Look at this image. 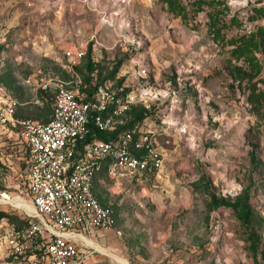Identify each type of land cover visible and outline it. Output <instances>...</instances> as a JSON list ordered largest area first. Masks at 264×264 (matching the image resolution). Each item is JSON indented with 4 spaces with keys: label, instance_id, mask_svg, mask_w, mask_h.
Segmentation results:
<instances>
[{
    "label": "rangeland",
    "instance_id": "obj_1",
    "mask_svg": "<svg viewBox=\"0 0 264 264\" xmlns=\"http://www.w3.org/2000/svg\"><path fill=\"white\" fill-rule=\"evenodd\" d=\"M172 1L0 0V95L17 117L46 121L38 81L70 79L74 44L87 47V82L138 95L119 125L136 119L128 130L161 167L147 179L99 171L116 222L89 264H264V100H248L252 83L264 92V0ZM234 67L254 76L234 80ZM25 149L0 125V191H23Z\"/></svg>",
    "mask_w": 264,
    "mask_h": 264
},
{
    "label": "built area",
    "instance_id": "obj_2",
    "mask_svg": "<svg viewBox=\"0 0 264 264\" xmlns=\"http://www.w3.org/2000/svg\"><path fill=\"white\" fill-rule=\"evenodd\" d=\"M108 18V17H107ZM104 17L106 23L112 24ZM86 45L64 49L69 80L43 77L42 91H52V110L46 122L16 115L17 100L0 95V125L17 128L24 142L27 167L21 193L0 191V206L10 207L24 219L21 226L0 225V248L7 264H87L92 237L112 229L116 213L94 191V177L103 160L107 175L147 179L161 167L160 154L146 137L137 140L125 130L103 140L93 130L106 132L135 103L137 94L117 95L103 84L85 99L83 81L76 71ZM140 74L146 69H139ZM142 150L131 151V144Z\"/></svg>",
    "mask_w": 264,
    "mask_h": 264
},
{
    "label": "trees",
    "instance_id": "obj_3",
    "mask_svg": "<svg viewBox=\"0 0 264 264\" xmlns=\"http://www.w3.org/2000/svg\"><path fill=\"white\" fill-rule=\"evenodd\" d=\"M169 5L173 8H178L179 5L175 4L172 0H169ZM244 52V48L242 46H237L234 48L233 53H238V54H243ZM86 54H87V49H86ZM83 57V59L86 57ZM82 59V60H83ZM82 62V61H81ZM81 64V63H80ZM80 64L78 66H76V71L78 72ZM254 65H251V67ZM67 72V71H66ZM68 73V72H67ZM79 73V72H78ZM79 75L82 78L83 81V85H81V87H79V93L82 95L83 98L88 99L92 93L95 90L96 85L98 84H103L106 87L111 88V85L107 84L106 82H100V81H96V79H94V83L93 85H91V81L87 82L86 79L79 73ZM254 76V74L249 73L248 71L240 68V67H234L233 71H232V76L234 78V80H243V78H245V76ZM251 88V93L248 96V100L249 101H253L254 98H256V100H259V98L261 100H264V92L260 91L258 93H255V82L251 84L250 86ZM128 91V89H124L121 93H119V95L126 93ZM45 93H50L52 96V91L48 90V91H43ZM118 95V94H117ZM52 110V98H51V104H50V113ZM50 118V114L47 120H49ZM46 120V121H47ZM46 121H42V122H46ZM136 121V119L134 121H132L131 123H128L126 125L120 126L119 124L117 126H115V128H113L112 130L106 131V132H98L96 130H93L94 134L93 135H89L88 138H91L92 136L99 138V139H103V140H109L112 138H115L120 132L128 130L132 127V124H134ZM131 151L135 154V155H141V153L143 152L142 150H139V148L134 147V143L131 144ZM25 161H26V157H25ZM107 160H103L100 164V167L97 169L96 173H95V177H94V191H95V181L97 178V175L99 173V171L104 170L106 172L107 175ZM26 167H27V161H26ZM25 177V175H24ZM24 181V180H23ZM24 187V184H23ZM100 200V199H99ZM101 201V200H100ZM102 202V201H101ZM103 203V202H102ZM106 204V203H104ZM112 206V205H111ZM24 219L17 213V211L13 208L9 209H5V208H0V225L1 226H6V225H14L16 227L23 225ZM6 260H13L11 257L5 258Z\"/></svg>",
    "mask_w": 264,
    "mask_h": 264
},
{
    "label": "crops",
    "instance_id": "obj_4",
    "mask_svg": "<svg viewBox=\"0 0 264 264\" xmlns=\"http://www.w3.org/2000/svg\"><path fill=\"white\" fill-rule=\"evenodd\" d=\"M103 234V232L97 233L96 236L92 237V241H93V245H94V249L93 251H90V249H86L85 253H87V257H86V263L89 264V259L90 256L94 253V251H96V245H98V243H95V241L97 240L98 237H100ZM124 264V263H121Z\"/></svg>",
    "mask_w": 264,
    "mask_h": 264
},
{
    "label": "bare ground",
    "instance_id": "obj_5",
    "mask_svg": "<svg viewBox=\"0 0 264 264\" xmlns=\"http://www.w3.org/2000/svg\"><path fill=\"white\" fill-rule=\"evenodd\" d=\"M101 247V246H100ZM99 245H96V250H98L100 253H106L102 248H100Z\"/></svg>",
    "mask_w": 264,
    "mask_h": 264
}]
</instances>
